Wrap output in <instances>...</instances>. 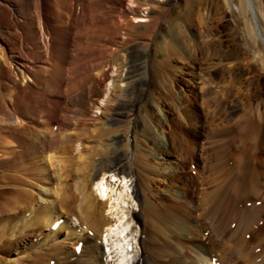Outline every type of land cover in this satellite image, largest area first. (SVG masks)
Listing matches in <instances>:
<instances>
[{"label":"bare ground","instance_id":"bare-ground-1","mask_svg":"<svg viewBox=\"0 0 264 264\" xmlns=\"http://www.w3.org/2000/svg\"><path fill=\"white\" fill-rule=\"evenodd\" d=\"M197 1L0 0V264H137V200L145 264H264V0Z\"/></svg>","mask_w":264,"mask_h":264},{"label":"rangeland","instance_id":"rangeland-1","mask_svg":"<svg viewBox=\"0 0 264 264\" xmlns=\"http://www.w3.org/2000/svg\"><path fill=\"white\" fill-rule=\"evenodd\" d=\"M188 1V0H187ZM197 4H198V10L199 9H201V8H205L206 10H208L207 9V7H210V6H213V14L215 15L214 16V18H219L222 14H220L217 10H218V7H217V5L215 4V2H214V0H199V1H197L196 2ZM128 5H134V3H132V2H129V4ZM187 2H184V7L185 8H187ZM230 26V25H229ZM202 56V55H201ZM205 57V56H204ZM209 60H212L211 58H208V59H205L204 58V60H202L203 62V65H204V61L206 62V61H209ZM116 67H117V65H116ZM205 70L207 71V68H205ZM114 73V75L116 76L118 73H119V71L118 70H115V72H113ZM114 81V80H113ZM174 92H175V94L173 95V97H172V102L174 103V104H176L177 103V101H179V102H181V105L182 104H186V100L188 99V98H190L189 97V95H188V92H185V86H182L181 84H179V85H177V87L174 89ZM171 95V94H170ZM169 95V96H170ZM171 97V96H170ZM152 108H154V113H157L158 112V109L157 108H155V107H152ZM102 108H99V109H96V114H101L102 113ZM141 111V110H140ZM144 112H146V110L144 109ZM141 115H143V114H141ZM209 130H210V128H209ZM185 132H188V130L186 129L185 130ZM166 134H168L169 135V137L171 138V139H174V133L171 131V132H166ZM223 134H224V132H223ZM225 144H223V143H221V145L219 146V153H223V151H224V149H223V146H224ZM79 153V151H77L76 152V154H78ZM180 162V161H179ZM162 165H164V163H161ZM193 164L190 162V164H189V166L188 167H191ZM179 166V165H178ZM185 165L183 164V165H181L180 167H184ZM186 167L187 166H185V170H186ZM184 170V171H185ZM108 174H110V173H108ZM116 177H121L119 174H117L116 175ZM128 177V179H130V182H131V186H132V193H134V196H136V190H135V181H134V183H133V180H134V178L132 179L131 178V176H127ZM170 194V196L175 200V199H177V197H176V194L175 193H173V192H170L169 193ZM170 201H172L171 199H169ZM64 204H66V203H64ZM74 204V206H76L77 204H76V202L75 203H73ZM165 206H167V203H165V204H163L162 205V207H163V209H164V207ZM136 210V212H135V214H136V225H138L139 226V228H140V235H139V240H140V242H141V252H143L142 253V255L140 256V258H139V260H138V262H137V264H145V261L146 260H157L156 258H154V257H151V256H149L150 254H149V252H147V251H149L150 249H152V248H154V246H153V244H151V246H152V248H150V249H147V245H149L150 243H149V239H152L153 238V235H154V233H153V231L154 230H157V229H159L161 226H163V222H161L160 220H158L157 219V215L158 216H161L162 217V213H161V211H160V213H154V214H152L151 215V219H150V221H149V218L147 219V217H145V213H144V211H145V207H144V202L143 201H141V200H137V206H136V208H134V210H133V212L132 213H134V211ZM67 214H70V213H72V215L71 216H73L75 219H76V222L77 223H79L80 222V220H79V216L80 217H82L81 215H80V213L78 214V215H75V214H73V212H70V211H68V212H66ZM137 213L139 214V213H142L141 215H140V217L137 215ZM164 215V214H163ZM78 216V217H77ZM148 216V215H147ZM164 217H165V220H167V218H166V216L164 215ZM161 219H164V218H161ZM164 225H166L165 223H164ZM166 227H167V225H166ZM43 235V234H42ZM41 235V236H42ZM36 238H40V234H39V232H37L36 233ZM80 237H75L73 240H72V242L70 243V244H68V245H70V247H67V248H64V249H62L61 251H58L57 252V254H54L53 256H50L49 257V259H47L44 263L43 262H39V263H36V264H71L72 262H73V260H74V257H75V255L73 254L72 255V257L71 258H69V259H67L66 260V258H67V256H68V254H69V251L70 250H73L74 249V246H75V243H77V241H78V239H79ZM37 240V239H36ZM184 240V239H183ZM89 242H86V244H88ZM31 245H32V242H29L28 244H27V247H30L29 249L28 248H26L25 249V247L23 246L21 249H20V251H19V253H17L16 254V257H22L24 254H26L25 252H29L30 250H31ZM41 245H39V247H40ZM65 250V251H64ZM64 251V252H63ZM22 252V253H21ZM163 257H165V256H163ZM167 258V259H166ZM168 259H171V257L170 256H166L165 257V259H158V260H161V261H167ZM31 262H34V259H32L31 260ZM28 263V264H32V263ZM171 263H172V261H170ZM73 264V263H72Z\"/></svg>","mask_w":264,"mask_h":264}]
</instances>
